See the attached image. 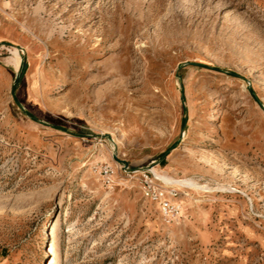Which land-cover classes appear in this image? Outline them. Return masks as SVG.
Listing matches in <instances>:
<instances>
[{
	"label": "rangeland",
	"instance_id": "rangeland-1",
	"mask_svg": "<svg viewBox=\"0 0 264 264\" xmlns=\"http://www.w3.org/2000/svg\"><path fill=\"white\" fill-rule=\"evenodd\" d=\"M0 264H264V0H0Z\"/></svg>",
	"mask_w": 264,
	"mask_h": 264
},
{
	"label": "built area",
	"instance_id": "built-area-1",
	"mask_svg": "<svg viewBox=\"0 0 264 264\" xmlns=\"http://www.w3.org/2000/svg\"><path fill=\"white\" fill-rule=\"evenodd\" d=\"M143 190L152 202L158 204L163 218L170 220L181 215L183 206L177 187L169 186L149 173L143 182Z\"/></svg>",
	"mask_w": 264,
	"mask_h": 264
},
{
	"label": "bare ground",
	"instance_id": "bare-ground-1",
	"mask_svg": "<svg viewBox=\"0 0 264 264\" xmlns=\"http://www.w3.org/2000/svg\"><path fill=\"white\" fill-rule=\"evenodd\" d=\"M16 51V50H15ZM14 52V51H13ZM12 63L13 65L15 66L16 69L20 70L21 68V65H22V59L20 57V54L18 51H16L13 55V58H12ZM151 169V168H150ZM149 169V170H150ZM148 171V170H147ZM166 183H169L167 182L166 180ZM174 184H177V185H182L183 183L182 182H175ZM184 185V184H183Z\"/></svg>",
	"mask_w": 264,
	"mask_h": 264
},
{
	"label": "water",
	"instance_id": "water-1",
	"mask_svg": "<svg viewBox=\"0 0 264 264\" xmlns=\"http://www.w3.org/2000/svg\"><path fill=\"white\" fill-rule=\"evenodd\" d=\"M23 68H24V60L22 61V65H21V68H20V70H19V72H18V75H17V77H16V83L19 81V79H20V76H21V73H22V71H23ZM31 117V116H30Z\"/></svg>",
	"mask_w": 264,
	"mask_h": 264
},
{
	"label": "trees",
	"instance_id": "trees-1",
	"mask_svg": "<svg viewBox=\"0 0 264 264\" xmlns=\"http://www.w3.org/2000/svg\"><path fill=\"white\" fill-rule=\"evenodd\" d=\"M24 67H26V65H24ZM17 101V100H16ZM18 102V101H17ZM31 118L33 119V120H37V118L35 117V116H31ZM55 128H57V129H60V130H63L64 131V129L63 128H61V127H58V126H55Z\"/></svg>",
	"mask_w": 264,
	"mask_h": 264
}]
</instances>
